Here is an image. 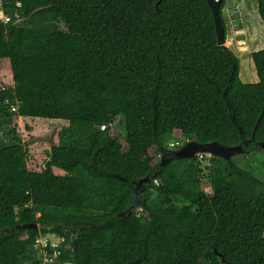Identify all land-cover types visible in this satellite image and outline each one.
Instances as JSON below:
<instances>
[{
    "label": "trees",
    "instance_id": "1",
    "mask_svg": "<svg viewBox=\"0 0 264 264\" xmlns=\"http://www.w3.org/2000/svg\"><path fill=\"white\" fill-rule=\"evenodd\" d=\"M159 1L0 0L14 81L0 82V121L64 123L36 168L26 143L0 135V264H43L35 240L51 233L65 239L55 264H264V181L219 157L158 164L177 134L241 144L230 109L254 132L247 154L261 150L264 49L244 83L207 0ZM155 172L143 210L121 218L133 181ZM35 223L55 227L11 231Z\"/></svg>",
    "mask_w": 264,
    "mask_h": 264
},
{
    "label": "rangeland",
    "instance_id": "2",
    "mask_svg": "<svg viewBox=\"0 0 264 264\" xmlns=\"http://www.w3.org/2000/svg\"><path fill=\"white\" fill-rule=\"evenodd\" d=\"M261 1L263 0H226L223 19L226 31V47L230 48L240 60V78L244 83L258 82L257 71L252 59V53L264 49V22L261 18ZM240 11L242 27L236 28L228 11ZM0 82L3 85H13V73L9 60L0 63ZM64 125L61 121L31 119L16 116L7 122L0 121V135L12 133V137L20 139L29 148L30 166L42 165L56 140V133ZM113 136L124 138L119 121L113 123ZM189 141L183 135H174L168 144H181ZM233 162L243 171L248 172L258 181H264V150L250 154L235 156ZM205 163V162H204ZM206 188V186H205ZM54 237H58L54 233Z\"/></svg>",
    "mask_w": 264,
    "mask_h": 264
},
{
    "label": "water",
    "instance_id": "3",
    "mask_svg": "<svg viewBox=\"0 0 264 264\" xmlns=\"http://www.w3.org/2000/svg\"><path fill=\"white\" fill-rule=\"evenodd\" d=\"M163 0H160L161 3ZM223 0H207V3L213 13L215 20L216 33L218 37V43L220 46H226V33H225V25L223 24L220 8ZM229 14L231 15V19L233 21L234 26H239L241 24L240 15L237 10H230ZM239 28V27H238ZM230 109V108H229ZM230 115L232 121L237 126L240 136L243 139L242 143L236 146H228L221 144L218 141H211L208 143H200L197 140H190L188 143L181 147H172L168 145H164L160 149L158 164L161 166H166L174 159H182V158H192L195 156L198 157H219L224 159L229 166L233 165V158L235 156L246 155L247 150L245 149L250 145V143L254 140L255 135L254 132L251 138H245V133L242 130L241 126L236 122L235 116L233 115L230 109ZM104 127V126H103ZM258 145L262 150H264V141L259 142ZM120 177V176H119ZM122 179H126L120 177ZM158 183V172H155L152 176L146 175L141 177L139 180L133 181V195L131 199V203L127 209L119 213L121 218H128L132 214L137 213L138 211L143 210V201L142 198L146 194L149 188L152 187L153 184ZM93 227H100L103 225L92 224ZM54 225L46 226L40 223L29 224V225H21L13 228L11 231H22L25 229H38L42 230L48 228L49 230L53 229ZM215 254L218 257H221L217 251ZM222 263H225V259H221ZM204 260L202 259L199 264H203Z\"/></svg>",
    "mask_w": 264,
    "mask_h": 264
},
{
    "label": "built area",
    "instance_id": "4",
    "mask_svg": "<svg viewBox=\"0 0 264 264\" xmlns=\"http://www.w3.org/2000/svg\"><path fill=\"white\" fill-rule=\"evenodd\" d=\"M21 4L18 3V6ZM12 21L10 15H8L0 5V23L8 24ZM65 242V239L61 236L54 237V235H43L40 234L36 237L34 249L37 251L35 253L41 252L43 253L42 258L44 259L43 264H55L58 262L62 251L59 250V247L62 243ZM52 248L53 251H49L48 249Z\"/></svg>",
    "mask_w": 264,
    "mask_h": 264
},
{
    "label": "clouds",
    "instance_id": "5",
    "mask_svg": "<svg viewBox=\"0 0 264 264\" xmlns=\"http://www.w3.org/2000/svg\"><path fill=\"white\" fill-rule=\"evenodd\" d=\"M21 4V3H20ZM13 110H15V109H13ZM190 141V140H189ZM189 141H187L186 143H188ZM169 146V145H168ZM170 146H172V147H181L182 145L181 144H179V142L176 144H170ZM159 158V157H158ZM40 235V234H39Z\"/></svg>",
    "mask_w": 264,
    "mask_h": 264
},
{
    "label": "flooded vegetation",
    "instance_id": "6",
    "mask_svg": "<svg viewBox=\"0 0 264 264\" xmlns=\"http://www.w3.org/2000/svg\"><path fill=\"white\" fill-rule=\"evenodd\" d=\"M232 10H234V9H232ZM228 14H229V11H228ZM238 14L240 15V19H241V14H240V11H238ZM230 18H231V15H230ZM236 28H238L239 27V29L240 28H243L242 27V20H241V24L237 27V26H235Z\"/></svg>",
    "mask_w": 264,
    "mask_h": 264
}]
</instances>
